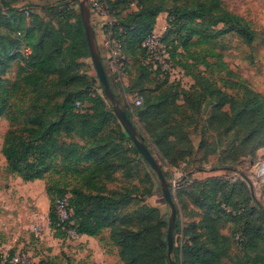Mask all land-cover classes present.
Segmentation results:
<instances>
[{"label": "trees", "instance_id": "trees-1", "mask_svg": "<svg viewBox=\"0 0 264 264\" xmlns=\"http://www.w3.org/2000/svg\"><path fill=\"white\" fill-rule=\"evenodd\" d=\"M102 2L107 15L115 19L107 33L121 44L127 69L130 62L139 65L127 91L138 89L143 103L122 105L105 69L111 89L127 117L136 128L142 126L163 160L174 167L188 163L195 148L194 135L199 137L197 152H203L198 161L216 155L223 169H231L229 164L254 157L264 148V97L237 77L215 48L229 34L253 44L255 32L241 16L229 11L222 0ZM16 3L18 0H0V118L9 122L1 153L8 171L24 182L47 180L48 217L56 237L66 236L63 228L90 237H99L108 229L124 264H170L168 224L157 208L146 203L153 193L150 173L145 175L148 188L134 185L127 195L106 194L101 185L116 173L140 185L138 159L150 165L126 133L102 85V94L94 88L95 69L94 78L89 70L84 71L82 60L91 58V52L79 1L59 0L45 8L46 18ZM162 13L168 14L163 41L171 47V59L194 81L188 89L169 83L168 77L159 85L151 80V73L157 78L155 71L149 73L144 66L142 44L154 32ZM13 62L18 63V71L9 77ZM221 74L224 76L218 77ZM216 79L224 85L219 86ZM147 84L153 87L146 89ZM19 92L21 106L16 100ZM210 130H223L221 136L229 139L223 151L206 137ZM138 134L145 138L140 131ZM69 174L74 184L64 182ZM194 186L204 200L193 203L205 212L193 229L202 230L205 240L196 237L174 247L176 263L225 264L227 260L228 264H264V210L251 205L246 183L228 185L212 178ZM68 187L72 217L62 221L57 201L65 199ZM133 194L139 197L133 200ZM225 219L240 225L241 233L236 236L240 240L236 241L243 256L231 254L232 239L220 232V222ZM252 253L257 257L252 258Z\"/></svg>", "mask_w": 264, "mask_h": 264}, {"label": "rangeland", "instance_id": "rangeland-1", "mask_svg": "<svg viewBox=\"0 0 264 264\" xmlns=\"http://www.w3.org/2000/svg\"><path fill=\"white\" fill-rule=\"evenodd\" d=\"M222 2L229 11L241 16L249 24L255 32V39L252 45H247L240 36L229 34L215 44L216 51L222 54L228 68L237 77L243 79L253 91L264 97V0H222ZM169 6H171V3H169ZM165 44L168 46L167 42ZM168 50L170 67L166 70L155 65L154 59L153 62L150 61L146 51V60L143 64L148 66L149 73L155 71V74H157L156 78L151 73V80L154 79L160 85L168 77L169 83H176L182 88L188 89L194 84L193 79L171 59V47L168 46ZM90 62L92 64L91 58ZM83 67L84 71L89 70V73L93 76L92 78H94L93 64L90 66L84 64ZM137 68H139V65L135 64L133 72H136ZM200 69L203 70L204 68L200 67ZM17 71L18 63L13 62L8 76L13 77ZM220 76L223 77L224 75L221 74L218 77ZM215 81L219 86L224 85L218 79ZM99 84L100 82L97 79V85L94 88L97 89V93L102 94ZM152 87L153 85H146V89ZM114 89L122 99V105H127L124 97L125 92L126 95L131 96L129 100L127 99L128 104L135 105V100L138 97L143 99V95L139 93L138 89H134L132 92L130 90L124 92L120 89V86H115ZM223 89L230 94H238L237 90ZM240 93L242 92L240 91ZM21 98L22 93L19 92L16 95L19 106L22 104L20 102ZM204 109L206 113H209V106L206 105ZM134 120L138 122L137 118H134ZM8 129V120L4 117L0 118V256H14L17 253H24L27 259L22 264H39L40 262L52 261L59 264H124L118 257L116 245L110 240L108 229L104 230L101 236L94 237V239L87 242L79 240L73 233L69 234L67 228L66 230L62 229L66 232V236L62 238L55 236L56 231L51 228L48 217L49 199L45 189L47 180L24 182L19 176L10 173L7 169L1 150ZM137 129L140 134L142 133L145 136L142 139L150 147L151 152L166 175L165 178L172 191L177 208L176 223L178 222L177 230L176 225L174 230V247L181 246L186 242H193L196 237L200 241L205 240L202 236V230L193 229V226L199 225L205 212L204 208H200V206L193 203L195 200L200 202L204 200V196L194 186L197 182L219 178L229 185L242 181L251 190V205L264 210V148L259 149L254 157H242L236 164H229L231 169H223L219 166V157L216 155L210 156L207 161H198L203 156V152H197L199 137L194 135L193 146L195 148L192 158L188 163L183 162L174 167L161 158L150 140L148 141L142 126L137 125ZM222 132L223 130H210L206 135L210 142L213 141L215 145L220 146V151H223L224 146L229 142L226 136H221ZM138 161L141 163L139 178L142 183L140 185L136 180L124 179L121 173H116L112 180L101 182V185L105 188L106 194L127 195L134 185H138L141 189L148 188L150 185L147 184L145 175L150 173L153 193L146 198V203L157 208L168 224L170 207L163 197L158 176L142 160L138 159ZM197 173L201 174L196 176ZM57 178L56 175L54 179ZM64 182L67 184L75 183L70 174ZM67 190L65 198L68 199L71 197L68 193L71 187H68ZM136 197H139V195L133 194L131 198L134 200ZM128 210H131L130 207ZM34 226L41 228L43 236L41 241L35 237ZM239 229L240 225L227 219L220 222L221 234L232 239L231 254H241L243 256V253H241L242 247L236 241V236H239L237 235L240 232ZM256 257V254L252 253V258ZM172 259L175 261L174 251ZM224 262L228 264L227 260ZM246 264H252V261H248Z\"/></svg>", "mask_w": 264, "mask_h": 264}, {"label": "water", "instance_id": "water-1", "mask_svg": "<svg viewBox=\"0 0 264 264\" xmlns=\"http://www.w3.org/2000/svg\"><path fill=\"white\" fill-rule=\"evenodd\" d=\"M79 1V9L82 18V23L84 25L87 39L89 42L90 52H91V60L98 76V80L103 87V92L107 101L112 105L114 113L118 117L120 123L125 129L128 136L131 138L133 144L139 151V153L143 156V158L149 163L150 167L154 172H156L158 179L160 181L162 187V194L166 201V203L170 207V218L168 223V255L170 259V264H177L172 259L173 248H174V230L176 225V217H177V208L173 199V195L171 192L170 185L168 184L163 170L158 164L156 158L151 153L149 148L145 145L143 139L139 136L137 128L133 124V122L127 117L125 111L122 107H120L119 100L115 97L113 90L111 89L107 73L105 71L103 62L101 60L99 51L95 42V32L91 25V12L88 0H78Z\"/></svg>", "mask_w": 264, "mask_h": 264}, {"label": "built area", "instance_id": "built-area-1", "mask_svg": "<svg viewBox=\"0 0 264 264\" xmlns=\"http://www.w3.org/2000/svg\"><path fill=\"white\" fill-rule=\"evenodd\" d=\"M90 11L92 13L97 14L98 16L108 18L107 12L105 10L104 3L102 0H88ZM29 14L28 12L26 13ZM168 25L164 28L162 33L153 32L150 36H148L143 42V47L146 49L148 54V59L153 62L155 61V65H158L163 70L168 69L169 63V50L168 46L163 41V36L166 33ZM111 69L117 75L118 80L122 78L123 75L126 74V56L123 54L122 46L119 42L114 41L113 47L111 50ZM143 103L142 98H136L135 105L140 106ZM80 106V104H78ZM57 210L58 215L60 216L62 221L68 220L72 217V211L68 208V200L59 199L57 201ZM33 232L37 240H42L43 236L41 234V228L39 226L33 227ZM69 234L76 235V233L72 230L68 231ZM237 240H240L237 237ZM2 264H22L27 259V256L24 253H17L14 256H2Z\"/></svg>", "mask_w": 264, "mask_h": 264}, {"label": "crops", "instance_id": "crops-1", "mask_svg": "<svg viewBox=\"0 0 264 264\" xmlns=\"http://www.w3.org/2000/svg\"><path fill=\"white\" fill-rule=\"evenodd\" d=\"M58 1L59 0H18V3H16L15 6L21 8L30 7L34 13H37L42 17L46 18L45 8L56 5ZM167 19H168V15L166 13H162L161 15H159L154 31L157 33H162L164 28L167 26ZM113 22H115V19H112L111 17H109L108 19L98 16L95 13H91V25L95 32L96 46L99 51L100 57L102 59L104 68L108 71L109 76L111 78L112 87L120 86V89L125 92V90H127L130 86L129 82L131 84V80L135 75V72H133L134 64L133 62H130L128 69L126 67V74L123 75L120 80H118L117 75H115V73L112 71L110 66L111 65L110 56L114 41L111 40L110 35L107 33V26ZM82 61L89 66L93 64V63L91 64L90 58H85ZM124 97H125V102H128L129 98H131V96L126 95V92L124 94ZM200 174L201 173H197L195 175L197 176ZM49 206H50V202H49ZM77 238L85 242L89 241L90 239L91 240L94 239V237H90L87 235H77Z\"/></svg>", "mask_w": 264, "mask_h": 264}]
</instances>
